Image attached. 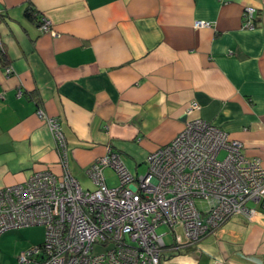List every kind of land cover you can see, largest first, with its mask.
Masks as SVG:
<instances>
[{
  "label": "crops",
  "instance_id": "obj_1",
  "mask_svg": "<svg viewBox=\"0 0 264 264\" xmlns=\"http://www.w3.org/2000/svg\"><path fill=\"white\" fill-rule=\"evenodd\" d=\"M0 50V188L65 168L92 185L86 170L107 147L137 174L138 156L194 117L264 168V0H0ZM47 118L60 125L64 163ZM246 206L251 219L231 216L169 263L264 264V190ZM31 227L0 233V264H39L17 258L44 240Z\"/></svg>",
  "mask_w": 264,
  "mask_h": 264
},
{
  "label": "built area",
  "instance_id": "obj_2",
  "mask_svg": "<svg viewBox=\"0 0 264 264\" xmlns=\"http://www.w3.org/2000/svg\"><path fill=\"white\" fill-rule=\"evenodd\" d=\"M254 11L244 8V28L253 27ZM204 26L209 23H195ZM51 27L40 16V30L57 36ZM197 109L194 102L187 111ZM38 114L44 117L42 111ZM46 120L64 163L60 125ZM242 146L194 117L147 156L144 174L131 173L110 147L86 170L93 189L82 188L66 168L60 177L48 170L35 172L24 183L0 188V233L45 227L43 242L20 252V263L39 256V264H170L167 252L192 246L231 216L252 218L246 202L259 200L264 168L259 159H246ZM106 169L116 176V187L107 185ZM161 225L169 228L168 243L166 233L157 232ZM96 246L101 247L97 252Z\"/></svg>",
  "mask_w": 264,
  "mask_h": 264
},
{
  "label": "rangeland",
  "instance_id": "obj_3",
  "mask_svg": "<svg viewBox=\"0 0 264 264\" xmlns=\"http://www.w3.org/2000/svg\"><path fill=\"white\" fill-rule=\"evenodd\" d=\"M145 156H138L137 160L138 161H141V163L136 167V170L135 172L138 174V175H141V174H144L146 172V169H147V165H146V158H144ZM223 158V153H220L219 155V159H222ZM145 159V160H144ZM105 174H106V183L109 187H116L117 186V178L116 176H114L113 173H111L110 169H106L105 170ZM83 188L85 189H93V186L90 185V183L87 181L85 183H83L82 185ZM31 228H33L32 230V233H33V236H36V237H43V235H45V227L44 226H40V225H35V226H32ZM168 231H169V228L166 227L165 225H161L157 228V232L158 233H166L164 235V239L165 241L168 243L170 241V236L168 235ZM101 247L100 246H96L95 247V252H97ZM166 254H169V252H167Z\"/></svg>",
  "mask_w": 264,
  "mask_h": 264
},
{
  "label": "trees",
  "instance_id": "obj_4",
  "mask_svg": "<svg viewBox=\"0 0 264 264\" xmlns=\"http://www.w3.org/2000/svg\"><path fill=\"white\" fill-rule=\"evenodd\" d=\"M253 19H254V15H253ZM1 51V50H0ZM3 55V54H2ZM1 56V55H0Z\"/></svg>",
  "mask_w": 264,
  "mask_h": 264
}]
</instances>
